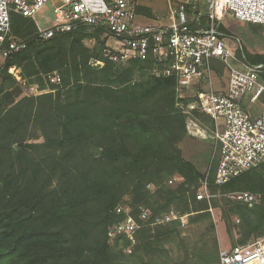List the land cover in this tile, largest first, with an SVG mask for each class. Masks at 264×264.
<instances>
[{
	"label": "trees",
	"instance_id": "16d2710c",
	"mask_svg": "<svg viewBox=\"0 0 264 264\" xmlns=\"http://www.w3.org/2000/svg\"><path fill=\"white\" fill-rule=\"evenodd\" d=\"M136 12L151 16L145 7ZM10 26V35L27 45L0 65V264H219L213 208L230 247L264 237V198L248 206L226 196L264 193V163L217 185L215 160L201 172L185 159L179 147L184 114L176 104L191 98L178 97L175 77L148 74L151 59L109 60L99 28L79 25L41 39L35 22L17 13ZM235 55L264 64V55L240 44ZM11 67L19 69L20 80ZM215 71L222 72L220 63ZM53 72L58 84L46 77ZM259 80L264 84V72ZM32 86L37 93L26 94ZM243 107L249 110L248 103ZM205 176L212 197L198 200ZM119 206L136 219L140 207L149 211L129 254L125 235H107L124 217ZM170 211L178 217L155 223ZM181 216L191 237L182 235Z\"/></svg>",
	"mask_w": 264,
	"mask_h": 264
},
{
	"label": "built area",
	"instance_id": "2783aa9c",
	"mask_svg": "<svg viewBox=\"0 0 264 264\" xmlns=\"http://www.w3.org/2000/svg\"><path fill=\"white\" fill-rule=\"evenodd\" d=\"M190 2L171 7L166 22H141L137 17L143 15L136 12L132 0H0V56L5 58L27 45L25 39L10 35L11 13L31 18L37 27L36 36L41 39L71 31L79 25L101 29L103 35L112 40L106 49L110 60L119 63L151 59L148 74L175 77L178 97L191 98L176 104L184 114L185 131L191 137L211 140L212 160L216 162L214 182L222 185L264 163V108L253 118L243 107L245 100L253 103L264 93V84L259 80L264 64H249L238 59L226 44L220 28L226 17L264 25V0ZM48 3L50 17L46 14ZM36 17L43 21V27ZM217 63L222 65L225 73L222 89L213 86L214 79L218 78ZM9 72L20 80L19 69L11 67ZM46 77L51 83L60 82L56 72ZM25 89L33 91V87ZM196 111L210 121V128L195 114ZM226 196L253 206L260 203L264 193L235 191ZM195 197L198 200L212 197L206 176ZM139 210L138 220L129 207H117L116 212H123L124 217L109 228V239L125 235L134 243L135 232L149 217L148 210L142 207ZM177 217L170 211L155 223ZM218 256L219 264H264V237L245 245L220 248Z\"/></svg>",
	"mask_w": 264,
	"mask_h": 264
},
{
	"label": "rangeland",
	"instance_id": "374dc122",
	"mask_svg": "<svg viewBox=\"0 0 264 264\" xmlns=\"http://www.w3.org/2000/svg\"><path fill=\"white\" fill-rule=\"evenodd\" d=\"M132 3L135 7V10L137 6H141V7H145L149 9L151 12V16H147L144 13L139 12L138 14L143 15V16L137 17L138 21L166 22L170 14L171 7H174L175 5L179 3H191V2L190 0H132ZM47 8L49 9V11L46 12V14L49 15L50 17V9H51L50 3L47 4ZM188 12L189 14H191L190 10H188ZM36 20H38V22L40 23V26L43 27L44 25L43 21L39 19L38 17H36ZM222 25L224 29L228 32V34L226 33L225 42L231 49H233L234 53H235V49L237 48L238 44H240L247 52L251 54L264 55V26L261 25L262 27H256V29L254 30V29L249 28L248 23L237 21L233 19L232 17H226ZM102 38L105 39L104 56L107 57L106 49L108 48L109 45L112 44V40L109 37L104 36V35H102ZM86 44L91 45L92 42L90 40H87ZM3 59L4 58L0 56V65L2 64ZM119 63H124V62H119ZM217 76L218 78L214 79L213 86L215 89L216 88L222 89L225 86V81H224L225 73H224L223 67H222L221 73L217 72ZM32 87H33L32 92H29L28 89H24V92L26 94H36L37 93L36 87L34 86ZM186 93L191 94L192 92H186ZM251 104L252 106H249L248 112L254 113L256 116L259 115L261 110H263L264 108V95L261 97L260 101H256L255 103H251ZM179 147L185 159L192 161L201 172L208 171V168L210 166V161L213 159L211 140L191 137L186 133V136L179 143ZM178 180L179 178L177 177L170 184L173 185ZM200 186H201V182H200L199 187ZM180 219H181V222L184 224L182 227V235L191 237L192 232L188 231L189 229H191V227L186 225L187 224L186 216H181ZM212 219L215 224V233L218 239L219 249L229 248L230 247L229 238L225 232V225L223 221H221L220 219V211L217 208H213L212 210ZM237 221L238 220L235 218V222ZM135 244H136V239L134 243L130 242L128 247H125L123 251L127 254L131 253L132 248ZM170 247L172 248V243H170ZM166 248L168 249L169 254L172 257H175V254L174 255L172 254L173 252L171 251V248H168V247ZM173 250H175V247L173 248Z\"/></svg>",
	"mask_w": 264,
	"mask_h": 264
},
{
	"label": "crops",
	"instance_id": "0c3cea01",
	"mask_svg": "<svg viewBox=\"0 0 264 264\" xmlns=\"http://www.w3.org/2000/svg\"><path fill=\"white\" fill-rule=\"evenodd\" d=\"M244 103H248V106H250L251 103H249V101L247 102V100L244 101ZM243 103V104H244ZM260 114V113H259ZM258 116V115H257ZM256 117V116H255Z\"/></svg>",
	"mask_w": 264,
	"mask_h": 264
}]
</instances>
